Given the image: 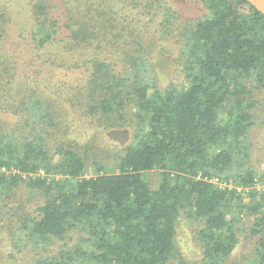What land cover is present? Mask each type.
I'll return each instance as SVG.
<instances>
[{"label": "trees", "instance_id": "trees-1", "mask_svg": "<svg viewBox=\"0 0 264 264\" xmlns=\"http://www.w3.org/2000/svg\"><path fill=\"white\" fill-rule=\"evenodd\" d=\"M28 2L19 40L46 52L45 64L71 59L83 72L74 98L106 127L133 132L111 164L49 145L57 116L49 98L33 92L13 110L25 109L33 133L0 131L1 191H39L45 202L22 229L37 246L64 241L35 264H168L183 212L202 222L203 264L227 263L242 217L253 216L250 264H264V171L250 141L264 116L255 97L264 88V14L246 0H200L187 17L169 0ZM11 24L0 4V42ZM160 42L173 49L159 48L157 59ZM169 51L182 81L163 85L158 65ZM10 63L0 61V83L16 81L20 64Z\"/></svg>", "mask_w": 264, "mask_h": 264}, {"label": "rangeland", "instance_id": "rangeland-1", "mask_svg": "<svg viewBox=\"0 0 264 264\" xmlns=\"http://www.w3.org/2000/svg\"><path fill=\"white\" fill-rule=\"evenodd\" d=\"M28 1L0 0V4L8 8L12 19L8 34L0 42V61L5 64L9 61L10 65H15V62L20 64L17 66L14 83H0V131L15 134L20 140L31 137L32 124H27L24 119L25 115L28 117L27 112L25 109L23 111L19 109L17 112L13 110H16L23 100L30 102L33 92H37L42 98L52 100V107L56 104V125L51 128L52 133L48 137L50 146L58 143L70 144L89 157L98 158L106 163L111 161L113 164L123 148L132 141V128L130 126L108 128L87 113L85 100L74 98L77 88L83 83V72L76 67L70 68L71 59H65L63 54L54 58V64H45L46 52L29 51L21 39L19 40V34L24 33L23 27L26 25L25 20L29 13ZM169 2L184 17L196 16L200 13V0H169ZM152 36L153 39H157L155 34ZM159 48L172 50L173 45L166 42L158 43L155 49L157 59L160 58L157 51ZM172 56L170 51L165 52L162 56V65H158L163 85L169 84L170 81L177 83L182 81L181 73L175 70L172 64ZM71 94L73 96L69 98ZM255 97L260 101L256 111H261L264 88L255 90ZM250 141L253 144L251 149L253 164L262 172L264 171V116L253 129ZM146 177L152 186L157 185L159 180L157 171L147 172ZM263 186L264 184H260L258 189H263ZM44 202L45 197L39 191L32 190L24 184L8 195L1 191L0 186V264H35L38 259L55 253L64 243L63 240H59L49 247L37 246L28 241L27 232L22 229L24 220L29 216L37 215L38 208ZM253 219V216L242 217L240 241L229 261L224 264L251 263L253 243L247 228L252 225ZM201 223L199 220L188 218L184 212L181 214L177 223L176 253L168 264H180L181 256L191 264H203V249L199 235ZM76 237L75 234L69 240H74Z\"/></svg>", "mask_w": 264, "mask_h": 264}, {"label": "water", "instance_id": "water-1", "mask_svg": "<svg viewBox=\"0 0 264 264\" xmlns=\"http://www.w3.org/2000/svg\"><path fill=\"white\" fill-rule=\"evenodd\" d=\"M264 14V0H246Z\"/></svg>", "mask_w": 264, "mask_h": 264}]
</instances>
